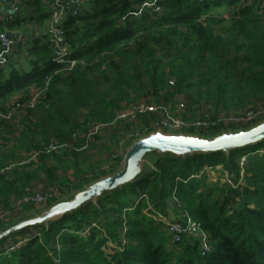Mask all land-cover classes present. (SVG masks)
<instances>
[{
	"label": "trees",
	"instance_id": "16d2710c",
	"mask_svg": "<svg viewBox=\"0 0 264 264\" xmlns=\"http://www.w3.org/2000/svg\"><path fill=\"white\" fill-rule=\"evenodd\" d=\"M18 5L7 29L36 30L16 45L27 42V51L19 48L25 57L14 61L12 53L0 69V104L40 89L25 132L44 131L46 143L79 141L80 133L112 120L132 93L168 99L167 78L180 87L201 68L200 84L224 106L264 93V0H84L79 13L60 25L67 48L61 56L54 54L48 28L41 30L53 13L51 0ZM234 65L244 68V79L234 78ZM155 165L97 206L89 203L49 227L30 226L1 240L0 264H264V141L229 155L196 154ZM42 166L54 184L56 170ZM104 174L66 185L39 208ZM19 184L0 173L5 209L20 197ZM34 208L28 203L20 212ZM171 214L193 218L209 249L193 235L174 242L161 219Z\"/></svg>",
	"mask_w": 264,
	"mask_h": 264
},
{
	"label": "rangeland",
	"instance_id": "374dc122",
	"mask_svg": "<svg viewBox=\"0 0 264 264\" xmlns=\"http://www.w3.org/2000/svg\"><path fill=\"white\" fill-rule=\"evenodd\" d=\"M48 25L49 21L41 30L46 32ZM35 30V27L31 26L13 29L14 32H22L26 37L32 35ZM19 48L27 51L29 45L26 42ZM19 48L15 47L13 51L14 61L25 57V52L20 51ZM231 69L235 79L245 78L244 68L234 65ZM205 72L206 70L201 68L180 87L174 78H167L168 83L164 90L171 92L168 99H165L162 93L159 98L154 95L139 96L132 93L130 100L125 99L120 103L112 120L99 122L90 127L86 133H80L79 141L65 142L62 145L56 141L59 148L50 153L46 151L49 148L46 145L55 141L54 138L48 139L46 143L44 131L31 128L25 132V119L28 118L29 121L35 119L32 105L36 104L38 89L31 91L30 98L26 97L27 95H16L8 103L0 104V173H4L8 179L20 181L18 185L20 197L12 200L11 209H5L0 205V225L10 223L19 217L22 207L32 203L29 199L35 194H42L50 200L57 197L61 190H65L66 185H76L95 173L114 172L119 167L118 161L123 158L129 142L147 134L148 130L151 132L163 128L171 133H198L206 128L201 129L204 126L199 127L195 123H201V120L205 119L213 123L212 128L206 130L211 135V132L220 128V130L234 128L231 127L234 125H229L230 121L242 116L244 112L259 111L264 108V93L243 97V101H232L231 105L227 106L218 103L214 96L209 95L207 88L200 84V78ZM140 102L157 106L154 111L141 116L139 120L130 123L120 122L117 115L120 112V115L126 114L128 111L125 109ZM42 156L45 162H42ZM42 165L56 170L54 184L43 173ZM209 173L212 178L218 177L216 170H210ZM221 179L218 177L217 181L222 184L223 179ZM229 182L231 183L232 180ZM173 202L176 203L177 200L173 199ZM147 204L148 208L152 209L150 200ZM39 207L35 205L34 209H40ZM170 216L176 218L172 214ZM9 246L10 243L5 244V247Z\"/></svg>",
	"mask_w": 264,
	"mask_h": 264
},
{
	"label": "water",
	"instance_id": "95a60500",
	"mask_svg": "<svg viewBox=\"0 0 264 264\" xmlns=\"http://www.w3.org/2000/svg\"><path fill=\"white\" fill-rule=\"evenodd\" d=\"M7 34L12 36L11 33ZM263 141L264 119L249 126L222 129L211 135L202 132L171 133L158 128L134 139L125 148L119 167L114 172L85 183L45 208L23 212L12 222L0 225V241L30 226L49 227L89 203L97 206L102 197L122 190L155 171L156 161L160 159H179L216 152L229 155L233 150Z\"/></svg>",
	"mask_w": 264,
	"mask_h": 264
},
{
	"label": "built area",
	"instance_id": "2783aa9c",
	"mask_svg": "<svg viewBox=\"0 0 264 264\" xmlns=\"http://www.w3.org/2000/svg\"><path fill=\"white\" fill-rule=\"evenodd\" d=\"M51 2L53 13L49 20L48 29L51 33L52 41H54V54L61 56L66 53L67 48L64 47V31L60 25L68 16H75L79 13L84 4V0H51ZM19 10L18 0H0V24L2 23L4 25L3 30L0 31V69L8 65L16 45L18 43H24L28 39V37L22 32H14L13 30L7 29L6 26L7 22L15 19ZM7 33H11L12 36H9ZM69 64L72 67L75 64V61H71ZM40 92L41 90L39 89L35 97L36 102ZM156 106L157 105L151 103L140 102L125 109L128 111L126 114L120 115V112L117 115V118L122 123L134 122L137 119L139 120L141 116L145 114L148 115L154 111ZM262 119H264V108L259 111L249 110L244 112L242 116L233 118L229 125H234V128H238L249 126ZM201 121V123H195V125H198L199 127L203 125L204 127L201 129L206 128V130L212 128L211 125H213V123H211V120L204 119ZM46 146H49L48 150L46 149L49 153L56 151L59 148L55 142L47 144ZM229 184L233 185L232 182H229ZM29 201L35 205L42 206L47 204L49 198L42 194H35L30 197ZM170 217L171 216L161 217V219L166 225L167 235H169L174 242H180L184 235H193L202 238L203 241L201 247L203 250L206 251L209 249V245L206 241V233L200 229L199 225L191 217L187 216L183 221Z\"/></svg>",
	"mask_w": 264,
	"mask_h": 264
}]
</instances>
